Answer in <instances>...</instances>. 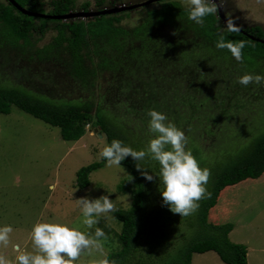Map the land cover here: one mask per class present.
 Wrapping results in <instances>:
<instances>
[{
    "label": "trees",
    "instance_id": "1",
    "mask_svg": "<svg viewBox=\"0 0 264 264\" xmlns=\"http://www.w3.org/2000/svg\"><path fill=\"white\" fill-rule=\"evenodd\" d=\"M15 1L29 11L52 15L133 5L128 0H95L91 9V0ZM187 6L181 0H158L116 13L65 20L31 16L10 0H0V113L9 114L16 106L59 127L66 141L81 139L87 127H91L102 133L109 144L119 139L131 145L127 134L124 135L127 128L118 122V114H108L104 104L141 112L158 109L160 105L168 109L164 101L167 98L171 101V115L175 114L172 104L178 100L197 116L195 112L205 107L203 101L214 100L215 107L224 108L221 117L227 106L241 109L230 101L235 97L248 94L256 104L264 101V83L243 86L238 82L245 73L264 74V43L250 36L264 39V28L258 24H237L243 31H229L218 10L197 25L187 18ZM133 14L138 16L134 24L128 22ZM51 31L52 40L39 46ZM221 38L225 43L244 41L242 61H236L227 48L216 46ZM69 87L92 95L74 97ZM100 87L105 92L95 101V90ZM56 90L60 94L57 97ZM137 94L142 96L141 102L136 100ZM202 94H206L204 100L195 103V98ZM150 161L147 157L140 161V170L131 156L121 162L130 170L127 181L137 188L133 207L115 212L121 231L110 229L112 236L106 231L109 240L118 243V250L106 255L116 264H149L152 247L143 248L140 238L147 232L150 214L154 217L149 237L154 239L155 235L156 240L159 236L164 238L165 226L176 220L177 213L163 203L162 196L156 202L163 185L156 177L159 164L153 161L151 169ZM104 165L102 158L80 168L77 186H90V174ZM144 171L154 179L147 180ZM212 171L214 180L201 199L207 212L216 205L222 191L263 176L264 133L232 163L213 167ZM206 216L207 213L202 215L201 223L209 227ZM212 228V234L193 241L181 253L179 262L171 264H192L194 253L208 251L218 253L226 264H249L248 247L229 238L233 224Z\"/></svg>",
    "mask_w": 264,
    "mask_h": 264
},
{
    "label": "rangeland",
    "instance_id": "2",
    "mask_svg": "<svg viewBox=\"0 0 264 264\" xmlns=\"http://www.w3.org/2000/svg\"><path fill=\"white\" fill-rule=\"evenodd\" d=\"M91 1L93 9L95 0ZM128 1L134 4L145 0ZM221 1L226 15L234 23L244 27L258 24L264 28V0ZM181 2L188 5V0ZM137 20L138 16L133 14L128 22L134 24ZM53 36L54 32L51 31L38 45L48 43ZM102 83L105 87L106 83L103 80ZM69 89L72 93L74 91V97L92 95L85 90ZM103 92L105 90L101 87L95 90V101L100 100ZM59 95L56 90L55 97ZM204 97L206 94L198 95L195 103H200ZM249 99L250 95L244 94L230 100L241 109L228 107L227 101H224L223 107L227 106V109L221 117L224 108L215 107L214 100L202 102L205 107L195 112L199 118L192 115V110L181 105L178 100L172 104L175 114L171 115L168 106L171 101L167 98L164 101L167 102L168 109L162 105L157 109L185 131L187 148L196 156L201 167L209 169L206 189L214 180L213 167L232 163L264 133V101L256 104ZM136 100L141 102L142 96L137 94ZM104 105L108 114H118V122L127 128L124 135L128 136V143L131 144L129 146L136 150L146 148L153 137L148 128L147 111L150 108L137 112L131 108L128 110L125 106L117 109L109 104ZM106 144L109 143L105 136L91 127H87V133L81 139L66 141L62 139L59 127L52 126L16 106H12L9 114L0 113V225L7 224L13 228L7 247L0 246V256L9 260L10 264H16L15 256L18 253L14 251L13 245L19 244L22 251H33L30 233L33 224L38 220H60L86 233H94L95 228L100 227L105 234L106 231L111 233H107L108 236H112L110 229L116 233L121 231V222L116 218L115 212L130 209L135 202L137 187L133 182L127 181L130 170L123 165L108 167L105 164L90 174V186L84 189L77 186L78 170L101 161L100 151ZM151 163L153 165L150 168L153 169V160ZM101 195H109L113 199L116 211L110 213L108 219L101 216L97 224L88 228L82 223L83 217L76 199L85 196L94 199ZM160 201L161 194L160 200L156 202ZM201 203L202 200L198 201L199 207L188 216L181 217L176 214V220L169 222L164 228L167 235L157 238L160 242H157L155 235L154 239L149 237V225L154 217V214H150L145 228L147 232L140 238L143 248L149 245L152 247L149 264L179 262L181 253L189 244L201 236L212 234L213 225L228 223L234 225L229 234L230 240L245 244L248 251L250 250L249 264H264V174L259 179L244 181L222 191L216 205L208 212ZM206 213V224L209 227L201 223L202 215ZM108 236L101 240L102 253L94 251L91 256L83 254L81 264H92L101 255L106 256L115 249L118 250L117 241L109 240ZM192 264L226 263L218 253L208 251L194 253Z\"/></svg>",
    "mask_w": 264,
    "mask_h": 264
},
{
    "label": "clouds",
    "instance_id": "3",
    "mask_svg": "<svg viewBox=\"0 0 264 264\" xmlns=\"http://www.w3.org/2000/svg\"><path fill=\"white\" fill-rule=\"evenodd\" d=\"M217 4L214 0H188L187 18L197 25L204 23L205 17L217 13ZM229 31H239L232 22H228ZM218 48H227L234 59L242 61V49L244 41L237 43H225L221 38L216 45ZM243 86L249 84L264 83V74L245 73L238 81ZM148 128L153 134L146 148L136 150L119 139H113L100 151L106 166L121 165L127 157L135 161L138 170L141 169L140 161L146 157L159 164V172L156 177L163 185L161 196L163 203L173 213L181 217L188 216L198 207L206 194V185L210 171L201 167L200 162L187 148L185 131L175 123L169 121L168 116L155 108L147 111ZM144 177L152 181L154 176L148 171L142 173ZM110 194V193H109ZM80 206L82 223L91 228L97 224L103 216L108 219L109 214L116 211L113 199L109 195H101L99 198L90 199L81 197L76 199ZM11 225H0V246L7 247ZM31 240L33 251L21 250L19 244L13 245L16 264H81L83 254H91L94 251L102 253L101 240L105 238V232L96 227L94 233H86L66 222L55 220L49 222L37 221L31 228ZM0 264H10L5 257L0 256ZM92 264H116L106 256L92 261Z\"/></svg>",
    "mask_w": 264,
    "mask_h": 264
},
{
    "label": "water",
    "instance_id": "4",
    "mask_svg": "<svg viewBox=\"0 0 264 264\" xmlns=\"http://www.w3.org/2000/svg\"><path fill=\"white\" fill-rule=\"evenodd\" d=\"M19 10H21L22 12L31 15V16H38V17H43V18H53V19H74V18H78V17H89V16H95V15H99V14H107V13H116V12H120V11H124V10H129V9H134L135 7H138L140 5H145V4H149L158 0H147L144 1L142 3H138V4H133V5H120V6H115L112 8H108V9H104L101 11H95V10H89V11H71L69 13L66 14H62V15H52V14H44V13H40V12H33V11H29L25 8H23L21 5H19L15 0H10ZM214 2L217 4V10H218V14L220 19L228 26V22H232L235 26H237L239 28L240 31H243V29L238 26L236 23H234L227 15L225 12V6L223 4V2L221 0H214ZM250 36L258 41H261L264 43V39L262 38H258L255 37L253 35L250 34ZM101 135V134H100Z\"/></svg>",
    "mask_w": 264,
    "mask_h": 264
},
{
    "label": "crops",
    "instance_id": "5",
    "mask_svg": "<svg viewBox=\"0 0 264 264\" xmlns=\"http://www.w3.org/2000/svg\"><path fill=\"white\" fill-rule=\"evenodd\" d=\"M250 251V250H249ZM248 255H249V253H248Z\"/></svg>",
    "mask_w": 264,
    "mask_h": 264
}]
</instances>
